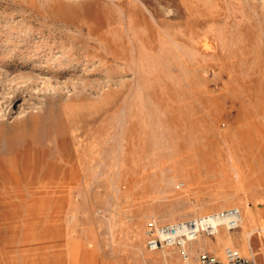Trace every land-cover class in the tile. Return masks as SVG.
<instances>
[{"label": "rangeland", "instance_id": "rangeland-1", "mask_svg": "<svg viewBox=\"0 0 264 264\" xmlns=\"http://www.w3.org/2000/svg\"><path fill=\"white\" fill-rule=\"evenodd\" d=\"M0 87V264H183L148 222L264 224V0H0Z\"/></svg>", "mask_w": 264, "mask_h": 264}, {"label": "built area", "instance_id": "built-area-1", "mask_svg": "<svg viewBox=\"0 0 264 264\" xmlns=\"http://www.w3.org/2000/svg\"><path fill=\"white\" fill-rule=\"evenodd\" d=\"M240 221V210L232 207L170 225L157 226L154 221L148 222L145 232L146 248L150 252H159L177 246L183 264H192L191 253L186 250L187 244L190 245L203 236H215L221 228L228 232L234 231L239 228ZM193 264H256V262L251 253L244 256L236 248L225 246L221 257L207 249H200Z\"/></svg>", "mask_w": 264, "mask_h": 264}, {"label": "crops", "instance_id": "crops-1", "mask_svg": "<svg viewBox=\"0 0 264 264\" xmlns=\"http://www.w3.org/2000/svg\"><path fill=\"white\" fill-rule=\"evenodd\" d=\"M247 222L250 225L258 223V225L260 224L261 226H264L263 223H259L256 213L249 212V219H248V215L244 214L242 215V222H241V224L243 225V231L240 233L241 237L239 238V240L235 238L236 237L235 235L232 236L229 235L225 237V239L219 241V248L224 244H230L231 247H234L236 249L238 248L237 250H239L240 253L241 252L246 253L247 250H249V255L251 253L254 256L256 264H264V249H263L264 244H262L260 238V235L262 236L263 234L262 232L261 234L256 232H250V233L247 232V228H246Z\"/></svg>", "mask_w": 264, "mask_h": 264}, {"label": "bare ground", "instance_id": "bare-ground-1", "mask_svg": "<svg viewBox=\"0 0 264 264\" xmlns=\"http://www.w3.org/2000/svg\"><path fill=\"white\" fill-rule=\"evenodd\" d=\"M3 88H4V87H3ZM0 89H1V87H0ZM3 92H4V91H3ZM19 98H20V97H19ZM12 100H13V99H12ZM12 100H10V101H12ZM16 100H18V99H16ZM0 104H1V103H0ZM1 108H2V107H1ZM36 120H37V119H36ZM36 120H33V119H32V121L30 122V126H31V127H30V129H31L30 133H31V134H33V131H34L35 128H36V122H35ZM2 124H3V123H2ZM1 127H2V126H1ZM1 127H0V128H1ZM30 129H29V130H30ZM28 132H29V131H28ZM27 136H28V135H27ZM241 222H242V215H241V221H240V224H241Z\"/></svg>", "mask_w": 264, "mask_h": 264}]
</instances>
